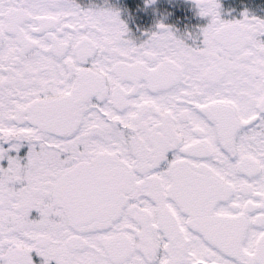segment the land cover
<instances>
[{"label":"snow or ice","instance_id":"snow-or-ice-1","mask_svg":"<svg viewBox=\"0 0 264 264\" xmlns=\"http://www.w3.org/2000/svg\"><path fill=\"white\" fill-rule=\"evenodd\" d=\"M193 3L0 0V264H264V17Z\"/></svg>","mask_w":264,"mask_h":264},{"label":"flooded vegetation","instance_id":"flooded-vegetation-1","mask_svg":"<svg viewBox=\"0 0 264 264\" xmlns=\"http://www.w3.org/2000/svg\"><path fill=\"white\" fill-rule=\"evenodd\" d=\"M83 4L111 6L121 11V17L131 29L132 38H140L155 25L163 21L171 25L178 35L188 32L196 34L200 26L208 22V18L200 17L193 0H154L145 5V0H80ZM218 9L223 20L241 18L247 10L249 14L264 17V0H218Z\"/></svg>","mask_w":264,"mask_h":264}]
</instances>
